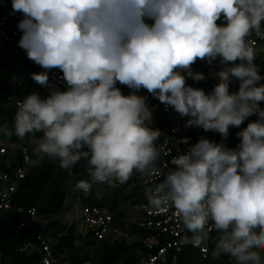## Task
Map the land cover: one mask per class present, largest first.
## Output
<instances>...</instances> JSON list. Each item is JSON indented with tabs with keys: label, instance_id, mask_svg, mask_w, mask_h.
I'll use <instances>...</instances> for the list:
<instances>
[{
	"label": "clouds",
	"instance_id": "obj_1",
	"mask_svg": "<svg viewBox=\"0 0 264 264\" xmlns=\"http://www.w3.org/2000/svg\"><path fill=\"white\" fill-rule=\"evenodd\" d=\"M12 10L24 16L18 46L44 70L32 79L48 86L59 69L67 85L16 102V135L43 133L35 159L25 157L32 166L47 157L71 175L85 161L93 183L123 185L134 171L159 175L171 149L167 137L157 144L164 134L150 127L141 89L188 117L186 128L225 139L230 127L257 116L237 132L236 148L201 137L185 153L177 149L163 182L145 195L151 209H175L191 233L184 243L202 247L216 231L214 258L264 264V77L249 39L264 38V0H12ZM197 60L223 65L211 92L187 83L206 79L192 70ZM117 82L133 91L124 95ZM91 186L80 180L75 188Z\"/></svg>",
	"mask_w": 264,
	"mask_h": 264
},
{
	"label": "trees",
	"instance_id": "obj_2",
	"mask_svg": "<svg viewBox=\"0 0 264 264\" xmlns=\"http://www.w3.org/2000/svg\"><path fill=\"white\" fill-rule=\"evenodd\" d=\"M5 2L8 3L11 14L7 27L17 30L22 36L18 24L24 16L20 12H13L12 0H0L1 10ZM255 53L254 62L259 66V74L264 77V44ZM222 68L223 65L218 61L208 65L204 61L197 60L192 70L203 73L206 79L197 82L189 78L187 83L192 87L202 88L206 93L211 92L219 83L213 73ZM42 71L44 70L40 66L28 59L25 50L16 47L13 42L0 40V139L7 142L5 152L0 153V173H7L14 180L16 170L19 167L24 170V176L14 181L16 188L8 199L11 207L0 208V264H44V253L41 241L36 237L37 232L28 226H20V222L31 209H35V225L38 233L49 245L53 254L54 262L51 264L67 262L137 264L139 250L145 249L143 239L151 232L150 229L139 225L140 206L147 203L145 190L154 187V184L145 181L146 174L133 177L123 185L112 182L93 183L85 161L76 165L71 175L60 168L58 161H49L47 157L38 166H32L24 161L20 149L27 147L28 157L35 159L33 149L38 146L43 133L32 132L23 138L16 135L15 100H22L30 93H38L41 97L49 95L50 89L54 87L50 79L48 86H41L32 79L33 73ZM260 83H264V79ZM238 90L239 81L234 80L230 84V91ZM7 97H11L12 101ZM260 107L264 108V102H261ZM182 119L185 125L188 117ZM256 119L257 116L253 115L241 127H230L226 139L217 132L184 127L193 137V145L204 137L215 142L223 140L227 147L236 148L240 143L237 132ZM160 122L164 124L165 120ZM80 180L92 184L89 192L85 193L75 188ZM84 208H95L101 215H110L111 232L103 238H97L93 228L83 219ZM133 208L138 209L135 220L129 219V212ZM62 216L66 217L65 223L61 221ZM77 216H80L81 223H78ZM114 230H120L121 234H117ZM217 236L216 231L210 233L209 252L206 256L189 243L179 252L170 251L165 260L163 262L159 260L157 264H232L227 254L214 258L212 253ZM147 251L154 252V249H146Z\"/></svg>",
	"mask_w": 264,
	"mask_h": 264
},
{
	"label": "built area",
	"instance_id": "obj_3",
	"mask_svg": "<svg viewBox=\"0 0 264 264\" xmlns=\"http://www.w3.org/2000/svg\"><path fill=\"white\" fill-rule=\"evenodd\" d=\"M10 16L11 14L8 9V3L5 2L3 3V9H0V40L13 42L16 47H19L18 43L21 38L20 34L17 30L7 27V21ZM249 39L254 41L255 51L260 50L264 44V38H261L256 34H253ZM62 76L63 73L59 69H53L49 73V79L54 83V88L64 91L67 89V85L63 81ZM116 87H118L124 95H129L133 91L127 86L119 84V82H117ZM137 94L147 98L148 106L152 110L153 121L150 127L158 128L164 134L161 136L160 140L157 141V144L164 143L165 137H167L169 142L165 145V149H171V155L185 153L188 148L193 145V137L187 133L184 127L183 119L174 111L171 106L166 107L164 104L160 103L158 99L152 97L151 94H149L145 89H141ZM7 99L12 101L11 97H7ZM17 101H19V99L15 100L16 105ZM163 119L165 120L166 124H162L163 121L160 122V120ZM157 121H159V123H157ZM184 137L189 139V143H178V141ZM6 146L7 142H4L0 139V153L5 152ZM177 149L179 150V153L177 152ZM20 151L24 161H26L25 157L28 156L27 147H22ZM171 155L163 156L161 158L158 165L160 169L159 175L146 174L145 181L154 184L153 188H155L157 184L163 182L164 174L172 168V165L169 163ZM23 176L24 170L22 167H19L15 172V179L22 178ZM15 179L13 180L7 173H0V208L2 209H8L11 207L8 199L11 192H13L16 188L14 183ZM82 215L85 223L93 228L94 235L97 238H103L111 232L110 215H101L95 208H84ZM139 216V225L150 229L151 232L149 236L143 239V246L145 249L139 250V260L137 261V264H157L159 260L163 262L170 251H181V249L186 245V243H184V237L191 236V233L184 228L179 217L175 214V209L172 207H169L166 210L157 211L149 208L147 203H143L140 206ZM35 224V209H31L20 222V226H28L31 230L37 232L36 237L39 241H41V248L44 253L43 262L44 264H51L54 262L53 254L51 253L49 245L38 233V228ZM114 231L117 232V234H121L120 230ZM195 248L199 249L203 256H206L209 252V242H207L206 245L202 247ZM146 249H154V252H146ZM66 264H89V262H67Z\"/></svg>",
	"mask_w": 264,
	"mask_h": 264
},
{
	"label": "rangeland",
	"instance_id": "obj_4",
	"mask_svg": "<svg viewBox=\"0 0 264 264\" xmlns=\"http://www.w3.org/2000/svg\"><path fill=\"white\" fill-rule=\"evenodd\" d=\"M141 175H142L141 173L134 171L133 176L130 179H132L133 177H136V176H141ZM112 183H118V182L112 181ZM137 216H138V209L137 208L131 209L130 212H129V219L135 220ZM77 221H78V223L79 222L81 223L82 220H81L80 216H77Z\"/></svg>",
	"mask_w": 264,
	"mask_h": 264
},
{
	"label": "water",
	"instance_id": "obj_5",
	"mask_svg": "<svg viewBox=\"0 0 264 264\" xmlns=\"http://www.w3.org/2000/svg\"><path fill=\"white\" fill-rule=\"evenodd\" d=\"M61 221H62V223H65L66 222V217L65 216H62L61 217ZM0 258H1V255H0Z\"/></svg>",
	"mask_w": 264,
	"mask_h": 264
}]
</instances>
